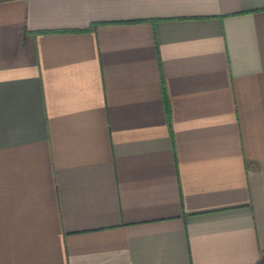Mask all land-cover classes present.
Segmentation results:
<instances>
[{"label": "crops", "instance_id": "1", "mask_svg": "<svg viewBox=\"0 0 264 264\" xmlns=\"http://www.w3.org/2000/svg\"><path fill=\"white\" fill-rule=\"evenodd\" d=\"M0 264H264V0H0Z\"/></svg>", "mask_w": 264, "mask_h": 264}, {"label": "trees", "instance_id": "2", "mask_svg": "<svg viewBox=\"0 0 264 264\" xmlns=\"http://www.w3.org/2000/svg\"><path fill=\"white\" fill-rule=\"evenodd\" d=\"M166 111H167V113L169 115V107H168V103L167 102H166Z\"/></svg>", "mask_w": 264, "mask_h": 264}]
</instances>
